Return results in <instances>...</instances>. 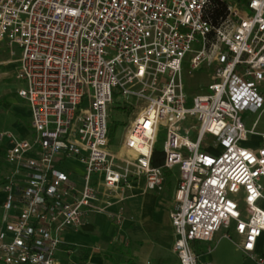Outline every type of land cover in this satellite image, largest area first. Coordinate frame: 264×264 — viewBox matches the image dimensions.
Returning a JSON list of instances; mask_svg holds the SVG:
<instances>
[{"label":"built area","instance_id":"obj_1","mask_svg":"<svg viewBox=\"0 0 264 264\" xmlns=\"http://www.w3.org/2000/svg\"><path fill=\"white\" fill-rule=\"evenodd\" d=\"M218 2L225 15L212 17ZM2 44L12 56L20 50L16 78L25 86L17 94L29 105L33 137L0 132L9 167L0 185V264H59L67 229L98 214L121 224L131 181L160 194L172 169L180 174L170 214L179 264H211L192 244L222 230L264 264L256 253L264 146H243L250 135L264 137V0H0ZM189 55L191 74L204 64L214 70L192 107L183 82ZM115 95L139 103L117 153L109 137ZM189 119L197 125L185 127ZM160 127L164 163L155 167Z\"/></svg>","mask_w":264,"mask_h":264},{"label":"crops","instance_id":"obj_2","mask_svg":"<svg viewBox=\"0 0 264 264\" xmlns=\"http://www.w3.org/2000/svg\"><path fill=\"white\" fill-rule=\"evenodd\" d=\"M16 60L0 59V124L16 130L19 137L28 138L33 133L32 123L26 126V116L22 111L28 108L30 118L31 112L29 105L17 94L22 85L13 83L18 73ZM250 120L251 116L245 117V121ZM261 122L258 132L264 134ZM4 140L0 141V161H3L0 185L9 170L5 161L8 141L5 143ZM243 146L257 151L264 146V137L250 135ZM179 179L178 169L166 171L165 190L160 194L146 191L143 179L131 181L123 203L125 216L122 223L114 222L106 214H98L87 218L77 229H67L62 234L63 243L56 254L58 263L179 264L174 253L175 234L170 218ZM262 184L263 198L258 204L264 210V179ZM3 200L4 194L0 190V216ZM117 208L118 205H114L109 210L115 212ZM230 234L235 237L233 232ZM256 253L264 257V233L258 239ZM199 258L202 262L212 263L211 254L202 253Z\"/></svg>","mask_w":264,"mask_h":264},{"label":"rangeland","instance_id":"obj_3","mask_svg":"<svg viewBox=\"0 0 264 264\" xmlns=\"http://www.w3.org/2000/svg\"><path fill=\"white\" fill-rule=\"evenodd\" d=\"M194 49H200V45H194ZM16 53L15 56L11 55L10 49H7L5 44H2V50L0 51V59H18L20 56V50L18 48H14ZM190 61L191 55L187 56L183 64V82H184V92L187 96V107H192L193 105V97L195 95L201 93L205 90L206 86L211 80V77L214 73L213 68H208L207 65H203L200 70L190 73ZM13 83L16 85L25 86L22 81L14 80ZM3 85H1V88ZM139 103H137L134 99L130 101H126L124 98L115 95L114 102L110 106V116L109 122L110 123H118L119 126L117 128L115 138L112 141L111 139V150L112 152L117 153L120 150L121 143L125 138L127 130L135 116L136 108L138 107ZM23 114L26 116L25 124L26 126L30 125L31 118L28 108L23 109ZM248 127H250L253 123V119L250 121H245ZM192 125H197V122L193 119H189L185 123V127H191ZM5 126V125H4ZM0 131L2 132H10L16 137H19L18 132L14 129H9L8 127H3L2 123L0 124ZM264 127V117L262 118L261 126ZM30 131V129H28ZM32 135L28 137V139H32ZM22 138V137H20ZM192 139H196V132L192 133ZM166 140V130L164 127H160L158 133V140H157V147L163 148L164 142ZM6 143L7 141L4 140ZM209 143V138L206 137L204 140V144L201 147V152L205 151V144ZM219 148L212 147L208 150L211 153H217ZM70 169L77 171L79 174L83 173V168L78 163H68L67 164ZM224 233H227L226 230H222L216 234L215 239L211 243H194L192 244L193 251L198 255L200 254H207L212 257L211 264H255L250 261L242 252H239L236 246L228 239L222 237ZM205 247L207 249H205ZM208 248L213 249V253L209 252ZM204 249V251H202Z\"/></svg>","mask_w":264,"mask_h":264},{"label":"trees","instance_id":"obj_4","mask_svg":"<svg viewBox=\"0 0 264 264\" xmlns=\"http://www.w3.org/2000/svg\"><path fill=\"white\" fill-rule=\"evenodd\" d=\"M216 12H217V15L224 16L225 12H226V5L218 2L217 8L215 7V9L210 12L212 17L214 16V14H216ZM118 126H119L118 123H109V137L112 139V141L115 138V134H116ZM163 163H164L163 149L160 147H157V144H156L155 149H154V153H153L152 164L155 167H161L163 165ZM2 167H3V161H0V171H1Z\"/></svg>","mask_w":264,"mask_h":264}]
</instances>
